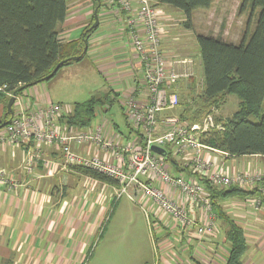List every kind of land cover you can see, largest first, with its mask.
<instances>
[{
	"label": "crops",
	"instance_id": "0c3cea01",
	"mask_svg": "<svg viewBox=\"0 0 264 264\" xmlns=\"http://www.w3.org/2000/svg\"><path fill=\"white\" fill-rule=\"evenodd\" d=\"M154 1L166 14L163 37L165 55L171 62L176 58L192 60L191 64L176 67L181 71L193 70L194 61L186 56L189 44L182 38L187 34L179 32L180 22L186 19L183 11ZM67 2L68 14L59 26L60 39L63 42L79 39L87 26L95 22L97 16L99 26L88 39L86 58L95 64V69L104 74L109 82L94 91L102 96L109 93L111 99L118 101L124 114L122 100L131 94L140 96L143 90V76L136 65L137 56L131 45L130 29L126 27L129 13L121 9L118 0L114 3H108L106 0ZM100 4L102 6L97 10ZM199 10L201 9L194 12V16ZM197 46L199 68L203 78L198 42ZM194 77L195 74L186 80L190 82L191 88ZM48 86L43 87L45 95L40 94L36 86L27 88L23 93L32 97L33 103L40 105L49 100L67 104L59 99L54 100L49 90L52 86ZM101 106L103 108L97 113V121L92 122L89 127L98 126L102 122L101 115L107 119L105 111L110 109L111 105ZM166 111L159 115L160 129L164 128L165 118L171 116ZM4 113L5 108L0 105V122ZM108 122L110 134L121 136L122 141L136 138L127 118V134L121 131L115 121ZM90 149L95 152L94 147L90 146ZM80 151H85V148ZM26 153L24 146L0 147V168L12 172L19 183L18 187L12 190L0 184V264H103L106 258H115L114 263L118 264L120 258L117 253L114 257L111 256L112 251L118 249L109 244L113 249L111 250L105 246V241H102L109 222L124 205L121 197L117 198V185L85 175L75 167H65L63 157L55 147H43L38 164L32 172H28L24 166ZM99 154L102 157L107 155L103 152ZM215 156L231 170L264 169L263 155L225 156L216 153ZM45 160H48L49 164L45 165ZM183 165L181 159H177V162L174 160L171 164L172 173H187L188 169ZM166 189L169 190V187ZM169 192H174L175 196L180 198L178 191L170 189ZM128 199L133 204H138L129 197ZM251 200L252 197H235L222 201V205L226 213L244 229L248 249L242 257V264H264V205L256 208ZM214 215L217 232L214 236L198 237L192 230L193 233L188 238L170 224L169 217L159 219V215L154 214L156 226L148 224V228L155 233V239L150 233L151 250L148 249L141 255L136 264H226L229 253L227 226L218 218L215 210ZM202 217H207V214H202ZM105 261L107 264L108 261Z\"/></svg>",
	"mask_w": 264,
	"mask_h": 264
},
{
	"label": "built area",
	"instance_id": "2783aa9c",
	"mask_svg": "<svg viewBox=\"0 0 264 264\" xmlns=\"http://www.w3.org/2000/svg\"><path fill=\"white\" fill-rule=\"evenodd\" d=\"M106 2L114 3L115 0ZM118 2L121 9L129 13L126 27L130 29L136 65L143 76L141 95L131 94L121 103L136 138L122 141L121 136L110 134L109 122L104 115L95 128L70 126L62 118L73 112V105L51 100L44 105L33 103L24 98L23 92H7V86L3 85L0 92L9 97L16 95L12 116L0 128V147H26L24 166L28 172L38 164L43 147H55L60 151L65 167L91 169L113 178L118 183L117 198L128 196L145 213L156 207L159 214L169 217L183 236L189 238L193 232L198 237L214 236L217 233L216 217L211 192L202 180L214 187L256 188L264 193V169L231 170L215 156L216 153L228 156V153L201 141L204 132L221 127L216 124L212 112L197 123L180 116H167L164 128H159V115L182 103L178 91L180 83L194 76L192 69L181 71L176 66L191 64L192 60H168L163 49L166 14L154 0ZM153 146L162 147L166 152L158 153ZM82 148L85 151H80ZM99 152L107 155L102 157ZM177 159L182 160L187 173H172V161L177 162ZM47 164L49 161L45 160ZM0 184L11 190L19 185L13 173L4 168H0ZM166 187L178 191L180 198ZM251 201L256 208L263 206L258 196H253ZM202 214L207 217L203 218ZM148 218L151 222L150 216Z\"/></svg>",
	"mask_w": 264,
	"mask_h": 264
},
{
	"label": "trees",
	"instance_id": "16d2710c",
	"mask_svg": "<svg viewBox=\"0 0 264 264\" xmlns=\"http://www.w3.org/2000/svg\"><path fill=\"white\" fill-rule=\"evenodd\" d=\"M156 1L182 10L186 17L185 26L192 28L194 12L210 8L215 0ZM101 6L98 5L97 10ZM248 7L249 19L251 14L258 12L256 25L251 32L246 30L238 43L197 34L203 86L196 96L189 98L180 114L181 119L197 123L219 108L224 95L237 96V110L228 117L216 116V124L221 127L216 126L201 135L203 143L228 153V156H264V0H240V10ZM68 8L67 0H0V87L6 85L7 92L22 93L41 79L53 78L62 66L86 57L84 48L86 45L88 48V39L99 25L93 27L91 24L79 39L63 42L59 37V26L65 21ZM10 98L7 93L0 92V103L6 105L0 128L12 116V112L7 110ZM114 100L109 93L92 95L83 102L74 103L73 112L62 120L70 126L87 128L93 122L96 108L110 106ZM75 168L100 181L118 185L113 178L100 172ZM202 183L211 192L218 218L227 226L229 253L226 264H242V257L248 249L245 232L226 213L222 201L258 196L264 205V193L256 188L214 187L207 180H202ZM153 220L154 217L151 222Z\"/></svg>",
	"mask_w": 264,
	"mask_h": 264
},
{
	"label": "rangeland",
	"instance_id": "374dc122",
	"mask_svg": "<svg viewBox=\"0 0 264 264\" xmlns=\"http://www.w3.org/2000/svg\"><path fill=\"white\" fill-rule=\"evenodd\" d=\"M249 12V7L244 11L240 10V0H218L210 8L205 10L201 9L197 12L193 18L192 28H187L184 21L180 22L179 32L187 34L183 35L182 38L189 44L186 56L191 57L194 61L193 71L195 77L192 88L190 82L186 81V79L180 83L178 91L182 98V104L175 109L166 111L167 113L169 112L170 115L180 116L185 108L186 102L190 100L189 98H192L193 95L196 96L201 91L202 77L199 68V51L196 42L197 34L213 35L233 43H238L242 39L245 31L251 32L256 25L258 12L256 11L251 14V19H249ZM108 82L109 79L104 74L98 72L95 69V64L93 65L85 57L82 60L62 66L53 78L39 82L37 84L38 86H34L38 87V92L43 95H45V89L43 87L48 85L52 86L49 90L54 100L58 101L59 99L67 104H71L74 102H83L93 94L102 96L94 90L104 84L107 85ZM24 98L29 101L32 97L24 95ZM238 103L239 99L237 96L227 93L224 95V99L219 108L214 109L212 115L214 118L216 116H231L237 110ZM0 105H3L6 110L5 104L0 103ZM102 108L103 106L96 108L93 123L97 121L99 117L97 113L102 111ZM105 115L108 120L115 121L122 132L125 134L129 133V126L118 101H112L111 108L105 111ZM204 117L199 122L203 121ZM121 199L124 201V205L109 222L102 241H105V246L109 249L113 250L109 244H112L115 246V249H118V251L113 250L111 253L112 257L117 253L120 258L118 264H136L141 259V255L148 249L151 250L149 234L151 233L150 235L155 239V233H153L152 229L150 231L148 224L156 226V222L153 220L151 223L148 217L150 216L153 219V215L158 214L159 219H163L166 215L163 213L159 214L156 207L149 209V212L145 213L142 207L136 206L138 204H133L126 195H123ZM172 225L174 227V224ZM154 239L153 242L155 243ZM172 255L175 256V254ZM111 259H105L108 261L107 264H115V258L113 260ZM105 260L103 264H105Z\"/></svg>",
	"mask_w": 264,
	"mask_h": 264
},
{
	"label": "water",
	"instance_id": "95a60500",
	"mask_svg": "<svg viewBox=\"0 0 264 264\" xmlns=\"http://www.w3.org/2000/svg\"><path fill=\"white\" fill-rule=\"evenodd\" d=\"M98 24H99V22H98V18H97V16H96V20H95V22L93 23V27H97ZM86 51H87V45H86L85 48H84V52H86ZM57 68H58V66H57ZM45 80H46V79H41L40 81H38V83H39V82H43V81H45ZM15 95H16V93H15ZM15 95L12 96V97L10 98V100H9V103H8V105H7V110H8V112H12V113H13V104H14V101H15ZM5 124H6V123H3L2 126H4ZM152 149H153L154 151L158 152V153H165V152H166L164 148H162V147H158V146H153Z\"/></svg>",
	"mask_w": 264,
	"mask_h": 264
}]
</instances>
